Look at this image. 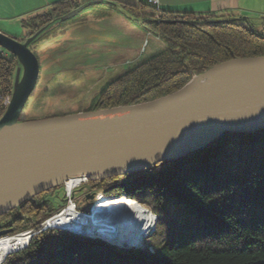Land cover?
I'll return each mask as SVG.
<instances>
[{"label":"trees","instance_id":"obj_1","mask_svg":"<svg viewBox=\"0 0 264 264\" xmlns=\"http://www.w3.org/2000/svg\"><path fill=\"white\" fill-rule=\"evenodd\" d=\"M80 6L64 1L23 20V42ZM120 7L166 48L106 83L97 110L150 102L179 91L220 63L264 57V30L252 23L157 10L149 4ZM18 67L12 54L0 56V118ZM81 188L88 190L86 199L108 190L107 197L126 195L149 209L156 227L146 244L119 248L66 230H43L41 224L62 208L51 199L58 188L0 216L2 238L33 231L28 247L1 264H264V129L227 133L186 157L89 181ZM96 200L95 205L100 198Z\"/></svg>","mask_w":264,"mask_h":264},{"label":"water","instance_id":"obj_2","mask_svg":"<svg viewBox=\"0 0 264 264\" xmlns=\"http://www.w3.org/2000/svg\"><path fill=\"white\" fill-rule=\"evenodd\" d=\"M86 7L58 21L69 20ZM239 20L251 25L247 17ZM49 26L24 42L0 31V48L20 64L10 102L0 118V216L70 180L96 182L142 172L186 157L224 134L264 129V57L220 63L179 91L150 102L24 121L23 111L41 72L31 45ZM70 232L119 248L141 247ZM4 234L0 232V237Z\"/></svg>","mask_w":264,"mask_h":264},{"label":"crops","instance_id":"obj_3","mask_svg":"<svg viewBox=\"0 0 264 264\" xmlns=\"http://www.w3.org/2000/svg\"><path fill=\"white\" fill-rule=\"evenodd\" d=\"M64 1L86 5L84 10L89 9V12L85 15L91 17V19L85 17L79 23L72 22L69 25L84 26L79 28L82 30H74L72 39L74 42L68 40L67 44L73 47L93 48L96 55L112 66H131L134 62L152 57L166 48L161 39L146 31L140 21L129 16L120 7L147 5L149 0H0V31L23 42L26 31L22 27V21L46 12L55 4ZM159 2L163 11L188 12L199 17L215 16L219 20H239L247 17L255 28L264 29V0H159ZM96 9L99 10L95 13ZM92 19L95 20L93 30L85 26ZM60 22L62 21H56L46 31L56 27ZM69 26L60 25L59 29L64 33ZM147 33L152 34L156 40L151 39L149 48L143 50V41ZM104 37L112 41H106ZM31 49L33 51V46ZM2 55L1 50L0 56ZM81 62L85 61L81 59Z\"/></svg>","mask_w":264,"mask_h":264},{"label":"rangeland","instance_id":"obj_4","mask_svg":"<svg viewBox=\"0 0 264 264\" xmlns=\"http://www.w3.org/2000/svg\"><path fill=\"white\" fill-rule=\"evenodd\" d=\"M98 10L99 9H96L95 13ZM88 12L89 9H86L75 17L58 23L56 27L45 31L40 36V39H38L37 42L34 43L33 51L37 55L41 63V75L37 86L35 87V90L31 95L26 108L23 111L21 117L22 120H39L97 110L95 108V103L104 85L131 69L135 64L148 59L142 58V60L134 62V64L131 66L120 65L115 67L109 64L106 60H103L98 55H96V52L93 48L90 49L84 46H69L67 44L68 40L74 42V40H72L74 30H82L79 28L84 26L81 24L72 26L69 25H71L72 22L79 23L81 19H84L86 17L85 14ZM63 17H61L60 19H62ZM88 19H91V17H89ZM94 21L95 20L92 19V21L89 22L88 25H85L86 28H91L93 30L95 28ZM60 25L69 27L64 33H62V30L59 29ZM256 29L258 31L264 30L262 29V27H257ZM152 36V34L147 33V36L143 41V50L149 48L150 43L152 42L150 41L151 39L156 40ZM104 40L112 41L110 38H106ZM2 52L3 56L10 55V53L4 49H2ZM81 59H83L85 62H81ZM22 75L23 70H21L20 79ZM62 188L63 190H61ZM61 189H59L57 191V194L53 198H51L52 200L54 199V203L59 207L61 203H63V206H67L68 203L63 198L65 187L63 186L61 187ZM87 191L88 190L86 188H78L75 192L74 200L77 203V211L79 213L89 214V211L96 204V199H86V195L88 194ZM107 192L108 190L95 191L94 197L98 196L99 194H103L105 196ZM109 198L114 197H102L100 198L99 204H102L103 202L109 200ZM84 210L88 212H85ZM154 218L155 226L152 231L149 232L144 238L143 242L140 244L141 247L146 244L147 238L155 230L156 216H154ZM5 238L8 237L2 238L1 236L0 240Z\"/></svg>","mask_w":264,"mask_h":264},{"label":"bare ground","instance_id":"obj_5","mask_svg":"<svg viewBox=\"0 0 264 264\" xmlns=\"http://www.w3.org/2000/svg\"><path fill=\"white\" fill-rule=\"evenodd\" d=\"M76 183L77 180L69 183L68 187L71 189ZM102 197L105 196L99 194L95 199ZM49 224L69 232L70 229L80 231L123 246L140 245L154 228L155 218L145 207L128 196L122 195L94 205L89 214H79L70 208ZM28 243V235L0 240V263L10 253L20 250Z\"/></svg>","mask_w":264,"mask_h":264},{"label":"built area","instance_id":"obj_6","mask_svg":"<svg viewBox=\"0 0 264 264\" xmlns=\"http://www.w3.org/2000/svg\"><path fill=\"white\" fill-rule=\"evenodd\" d=\"M159 3H160L159 0H149V2H148L149 5L153 6L157 10L160 9ZM1 50L2 49H0V51ZM128 64H130V62H128ZM10 99H11V97H8V98L4 99V103L6 105H8V103L10 102ZM75 180H77V183L73 186V188L70 189L68 187L69 183H71V182H73ZM88 182H89V180L86 179V178H83V179H74V180H70V181L66 182V184L64 186L65 187L64 198H65V201L68 202L67 203V206L66 205L62 206V208L59 211V213H57L56 215H54L53 217H51L50 219H48L44 223H42L41 226H42L43 230H47V229H60V227L50 226L49 223L51 221H53L54 219H56L57 217H59L60 215H62L63 213H65L66 210H69L70 208H73L74 210L77 211V208H78L77 207V203L74 200L75 192H76V190L78 188H81L83 185L87 184ZM65 206H66V208H65ZM63 208H65V209H63ZM79 214H83V213H79ZM21 235H28V237H31V236H33V231H27V232L22 233V234H19L17 236H21Z\"/></svg>","mask_w":264,"mask_h":264},{"label":"flooded vegetation","instance_id":"obj_7","mask_svg":"<svg viewBox=\"0 0 264 264\" xmlns=\"http://www.w3.org/2000/svg\"><path fill=\"white\" fill-rule=\"evenodd\" d=\"M89 197L94 196L93 193L91 195H88Z\"/></svg>","mask_w":264,"mask_h":264}]
</instances>
